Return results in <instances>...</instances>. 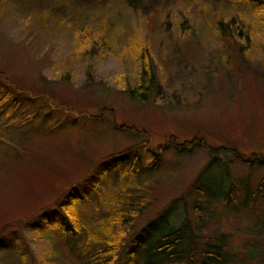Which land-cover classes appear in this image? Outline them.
Returning a JSON list of instances; mask_svg holds the SVG:
<instances>
[{"label": "rangeland", "instance_id": "obj_1", "mask_svg": "<svg viewBox=\"0 0 264 264\" xmlns=\"http://www.w3.org/2000/svg\"><path fill=\"white\" fill-rule=\"evenodd\" d=\"M28 1L0 4V72L31 93L0 101V264H102L108 209L128 190L147 204L127 206L143 210L126 245L186 225L194 264L209 245L223 264H264V195H253L264 184L253 158L264 157V11L238 0ZM146 48L161 92L136 103L128 89ZM233 186L241 202L227 197ZM68 196L79 198L81 237L43 218Z\"/></svg>", "mask_w": 264, "mask_h": 264}, {"label": "trees", "instance_id": "obj_2", "mask_svg": "<svg viewBox=\"0 0 264 264\" xmlns=\"http://www.w3.org/2000/svg\"><path fill=\"white\" fill-rule=\"evenodd\" d=\"M2 1L6 2L9 0H0V4L3 3ZM23 1L26 3L29 2L28 0H23ZM31 1L37 2L38 0H31ZM41 1L42 0H40L38 3H40ZM238 1L239 2L247 1L246 3L249 4L253 3V6L262 9L264 11V0H238ZM217 20H220V18H218ZM218 23L221 26H223L221 22ZM223 27H224L223 28V32H224V29H226V27L225 25ZM221 29L222 27L220 29L217 28V30L215 29V32L220 34L219 31H221ZM148 51L149 49L146 48L142 50V52L140 53L141 69L139 72L138 85L137 86L135 85L128 89V93H129L128 95H130L136 101V103L148 101L149 96H151L152 93L157 92V94L160 95L159 92H161L159 83H157L159 81L156 74L154 61L150 56V52ZM0 77L3 80V82L1 83L3 86L0 88V95L3 94L2 100H0L2 103L9 102L10 101L9 99L12 97H17V100L20 101L22 95L27 98L28 96H31V93L29 91L22 88L19 89V87L14 85L6 75L2 74V72H0ZM192 144L193 142L191 143L185 142L181 144L177 143L174 145L176 146L177 149L187 150L186 148L189 147L190 145L193 146ZM212 150H214L215 152H221L226 149L212 148ZM125 152L127 151L123 150L119 153L111 154L106 159H109L110 162L112 163H117L118 157L120 158V156ZM228 152L230 151L228 150ZM159 153L156 151L154 152V156H155L154 159L156 163L160 162ZM233 153L236 152L233 151ZM238 154L239 153H236V155ZM240 157L243 158L242 156ZM253 158H258L260 162L264 163V157L262 156H257V157L253 156ZM246 159L247 158L245 157L243 158V160L245 161ZM102 170L104 171L105 168H103ZM229 177L231 178V174L229 175ZM263 186L264 184H260L259 189H255L253 191V195L255 199L258 198L259 195H264ZM234 188L235 186L229 189V191H226V195L227 197H229V195L233 194L234 192L236 195H239L241 202L244 197V194H241L239 191L236 190V188L234 190ZM82 192L83 191L81 190L80 193L82 194ZM130 193L131 191L128 190L126 199H120L115 203L116 206L113 205L112 208L108 209L112 213L111 218L109 217L112 226L110 225L105 228V233L108 232V235H106L103 239H101L102 241L101 247L96 249L97 253L95 254V256L104 259V262L103 261H99V262L102 264H112L113 262L119 259L120 262L122 260H126V262H124L125 264H194L193 250L191 251L190 249L192 246L191 243L194 241V236H193V232L185 228L186 225L174 229H166L164 231H161L160 233L155 234L154 238L152 240H149L148 243L145 242L146 240L145 238L139 237L137 240H135V244H136L135 246L131 244L128 246L125 244L126 243L125 236L129 232V226L135 225V222H130L129 220L135 219L137 218V216L141 215L143 210L141 208H145L147 204V199L145 201H142L141 199L142 197H138L137 199H132ZM68 197L63 199V201L60 200L57 201L56 204L46 209V211H43L42 214H45L43 218L46 220V222H49V226H51V228L57 227L60 230L58 235H60L61 237L63 238L68 236L81 237L82 229H84L85 226L83 223L79 221V217L77 213L78 212L77 199L79 198L74 199L71 198L70 196ZM58 204H60V206ZM136 204H139L141 208L137 210L136 209L131 210L132 208L131 209L127 208V206L133 207ZM199 204H202V202H200ZM240 207L241 206H238V208ZM56 212L57 213L60 212L61 215L56 214ZM116 224H120L121 227H123V229L122 230L120 229L119 231L113 233L111 232L112 227ZM219 240H222V238L218 239V241ZM66 241H68V239ZM81 241L82 239H80V242ZM220 247L221 245H209V247H207L208 249L204 254V257L200 261V264H223L224 258L228 260V258L225 256L222 258L221 256L222 248ZM80 250L83 253L85 252L84 250L75 247L74 251L71 252V254L79 255ZM124 253L125 255H123ZM93 255L91 256L92 258H94ZM230 260L228 262H230ZM84 264L86 263L84 262ZM87 264H91V262Z\"/></svg>", "mask_w": 264, "mask_h": 264}]
</instances>
